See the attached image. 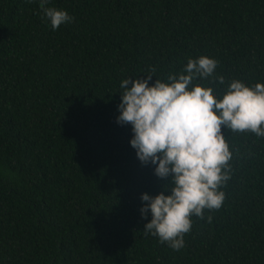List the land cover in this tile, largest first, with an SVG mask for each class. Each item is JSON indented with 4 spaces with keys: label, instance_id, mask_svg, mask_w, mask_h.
Segmentation results:
<instances>
[{
    "label": "trees",
    "instance_id": "obj_1",
    "mask_svg": "<svg viewBox=\"0 0 264 264\" xmlns=\"http://www.w3.org/2000/svg\"><path fill=\"white\" fill-rule=\"evenodd\" d=\"M0 0V264H264V137L222 126L232 152L218 210L174 250L145 234L141 194L172 184L117 122L128 78L167 82L188 60L222 97L264 83V0ZM224 77L219 83L218 77ZM167 194V192H166ZM211 217L209 221L208 217Z\"/></svg>",
    "mask_w": 264,
    "mask_h": 264
},
{
    "label": "clouds",
    "instance_id": "obj_2",
    "mask_svg": "<svg viewBox=\"0 0 264 264\" xmlns=\"http://www.w3.org/2000/svg\"><path fill=\"white\" fill-rule=\"evenodd\" d=\"M49 2L39 0V6L53 30L74 19L63 9L47 7ZM217 64L201 55L190 58L178 76L168 75L167 82L156 79L150 84L152 68L146 78L120 84L124 91L117 122L131 125L130 144L141 163L155 165V175L172 184L154 196L141 194L147 202L141 216L151 213L144 231L174 250L184 246L193 215L203 218L206 209L218 210L225 200L220 189L230 179L232 152L222 126L232 133L264 137V83L248 86L232 80L222 97L211 86L193 85L197 77H211ZM218 80L224 83L223 76Z\"/></svg>",
    "mask_w": 264,
    "mask_h": 264
}]
</instances>
